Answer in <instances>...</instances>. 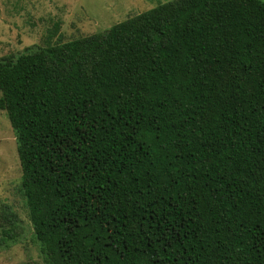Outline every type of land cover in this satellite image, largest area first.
I'll list each match as a JSON object with an SVG mask.
<instances>
[{
  "label": "trees",
  "instance_id": "1",
  "mask_svg": "<svg viewBox=\"0 0 264 264\" xmlns=\"http://www.w3.org/2000/svg\"><path fill=\"white\" fill-rule=\"evenodd\" d=\"M0 92L43 264H264L261 0L26 48ZM16 222L2 206L0 250Z\"/></svg>",
  "mask_w": 264,
  "mask_h": 264
},
{
  "label": "rangeland",
  "instance_id": "2",
  "mask_svg": "<svg viewBox=\"0 0 264 264\" xmlns=\"http://www.w3.org/2000/svg\"><path fill=\"white\" fill-rule=\"evenodd\" d=\"M175 0H0V59L33 46L102 33L112 25ZM264 2V0H261ZM1 97V92H0ZM14 132L0 110V212L8 206L19 238L0 250V264H43L20 191Z\"/></svg>",
  "mask_w": 264,
  "mask_h": 264
}]
</instances>
